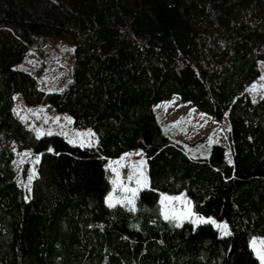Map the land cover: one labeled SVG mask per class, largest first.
Here are the masks:
<instances>
[{
    "label": "trees",
    "instance_id": "obj_1",
    "mask_svg": "<svg viewBox=\"0 0 264 264\" xmlns=\"http://www.w3.org/2000/svg\"><path fill=\"white\" fill-rule=\"evenodd\" d=\"M36 36L74 47L60 91L18 67ZM260 62L264 0H0V264H260L250 242L264 238V90L248 92ZM15 95L68 115L95 145L38 138ZM174 95L227 117L231 163L220 144L192 158L169 138L153 107ZM11 142L39 157L28 196ZM136 150L147 185L133 209L109 207L108 160ZM161 192H185L194 213L231 234L176 227Z\"/></svg>",
    "mask_w": 264,
    "mask_h": 264
},
{
    "label": "rangeland",
    "instance_id": "obj_2",
    "mask_svg": "<svg viewBox=\"0 0 264 264\" xmlns=\"http://www.w3.org/2000/svg\"><path fill=\"white\" fill-rule=\"evenodd\" d=\"M73 55L74 47L72 45L54 38L36 36L28 47L27 55L18 67L35 74L44 91H60L69 81ZM260 69L261 75L248 87V92L253 100L261 97L264 90L263 62H260ZM21 101L20 97L15 95L14 113L22 120L26 127L36 134L61 133L69 141H74L76 144L81 141L87 144L90 141L91 145H95L96 137L94 133L87 128H74L72 119L68 115L57 113L48 104L27 106L24 103L22 104ZM154 107L156 116L164 131L174 143H179L184 147L187 155L193 158L204 157L207 156L208 150L213 144H220L224 147L228 161L232 162L229 145V124L226 116L222 120H218L198 111L190 103H183L177 95L172 96L171 99L159 102ZM89 133L93 135H89ZM80 134L83 135L81 136ZM10 146L15 152L14 167L17 173V182L22 186L25 195L28 196L32 183V180L29 182V176L34 175L35 177L37 155H34L29 150L17 151L13 142L10 143ZM25 165H27V175L23 176L22 169ZM107 168L110 178L109 193H112L115 189L114 200L121 201L118 204L133 209L138 194L134 200V204L129 205L125 197L131 198V193L125 194L113 182L119 179L124 187H138L136 181L141 178L140 173L142 172L145 177V162L139 156V151L127 152L118 158L109 159ZM162 197L170 198L165 202L163 207L176 213L184 211L189 204L191 205L189 199L176 194L161 195L159 197L160 205ZM195 214L201 218L212 217ZM192 219L194 217L185 218L180 221L188 220L192 223ZM216 221L218 223L226 222ZM192 225L194 228L197 226L193 223ZM212 226L215 228L214 225ZM218 231L223 236L222 231ZM254 238L257 242L264 240L262 237ZM257 247H259V243H257ZM254 254L256 255V252Z\"/></svg>",
    "mask_w": 264,
    "mask_h": 264
},
{
    "label": "snow or ice",
    "instance_id": "obj_3",
    "mask_svg": "<svg viewBox=\"0 0 264 264\" xmlns=\"http://www.w3.org/2000/svg\"><path fill=\"white\" fill-rule=\"evenodd\" d=\"M48 134H51V132H49ZM80 135L82 136L83 134H80ZM89 135H93V134L89 133ZM39 136H40V133H37L38 138H39ZM69 143H74V146H79V147L91 146L90 141L87 144H85L83 141L79 142L78 144H76L74 141H69ZM49 151L52 152L54 150L49 148ZM37 162H39V157H37ZM229 163H231V161H229ZM140 177L141 178L137 179V181H136V183L138 185L137 188L124 187L123 184L119 181V179H117L116 181L113 182L114 184L118 185L119 188L122 189V191L125 194L131 193V198L125 197V199H127V203L129 205L134 204V200H135L138 192L141 191L147 185V180L144 177V174L142 172L140 173ZM33 178H34V175H30L29 176V182H31V180ZM130 179H131V177H130ZM114 195H115V189L112 193H109V195L107 197H105V202L109 207H114V206H116V204L121 203V201L114 200ZM169 199L170 198H168V197H162V200H161V205H162L161 215L163 216V218L165 220H168L169 222H173V221H180V220H183L185 218L194 217V219H192L193 224H196V225H200V224L214 225L217 230L222 231L223 236H227V235L231 234L230 226L227 222L218 223L216 221V219L213 217L201 218L192 211V206L190 204L184 209V211H182L180 213H176L174 211L167 210L166 208L163 207V205ZM171 199H175V198H171ZM175 226L181 227V224L179 222H176ZM257 243H259V247H257ZM250 246L253 248V251L256 252V255H257L258 259L261 261V264H264V240H260L259 242H257L254 238L253 241L250 242Z\"/></svg>",
    "mask_w": 264,
    "mask_h": 264
},
{
    "label": "crops",
    "instance_id": "obj_4",
    "mask_svg": "<svg viewBox=\"0 0 264 264\" xmlns=\"http://www.w3.org/2000/svg\"><path fill=\"white\" fill-rule=\"evenodd\" d=\"M154 108V111H155V107H153ZM170 138V137H169ZM172 140V139H171ZM184 148V147H183ZM224 148V147H223ZM185 150V149H184ZM186 152V151H185ZM187 153V152H186ZM189 156V155H188ZM193 158V157H192ZM141 159H144V158H142L141 157ZM226 159H227V154H226ZM227 161H228V159H227ZM144 162H145V159H144ZM229 162V161H228ZM145 178H146V180H147V177H146V174H145ZM109 194V193H108ZM108 194H107V196H108ZM167 194H170V193H166V192H161L160 193V196L161 195H167ZM176 195H180V196H184V197H186L187 198V196H186V194H185V192H182V193H179V194H176ZM106 196V197H107ZM159 196V197H160ZM188 199V198H187ZM182 222H184V221H180L179 223H182Z\"/></svg>",
    "mask_w": 264,
    "mask_h": 264
},
{
    "label": "built area",
    "instance_id": "obj_5",
    "mask_svg": "<svg viewBox=\"0 0 264 264\" xmlns=\"http://www.w3.org/2000/svg\"><path fill=\"white\" fill-rule=\"evenodd\" d=\"M22 102V101H21ZM22 104H23V102H22ZM115 159V158H114Z\"/></svg>",
    "mask_w": 264,
    "mask_h": 264
}]
</instances>
